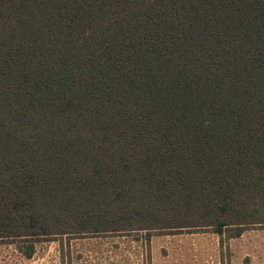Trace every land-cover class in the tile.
Here are the masks:
<instances>
[{
    "label": "trees",
    "instance_id": "16d2710c",
    "mask_svg": "<svg viewBox=\"0 0 264 264\" xmlns=\"http://www.w3.org/2000/svg\"><path fill=\"white\" fill-rule=\"evenodd\" d=\"M247 224L264 0H0V240Z\"/></svg>",
    "mask_w": 264,
    "mask_h": 264
},
{
    "label": "rangeland",
    "instance_id": "374dc122",
    "mask_svg": "<svg viewBox=\"0 0 264 264\" xmlns=\"http://www.w3.org/2000/svg\"><path fill=\"white\" fill-rule=\"evenodd\" d=\"M228 227L53 235L30 257L17 248L29 239H1L0 264H264V225H244L237 236Z\"/></svg>",
    "mask_w": 264,
    "mask_h": 264
}]
</instances>
